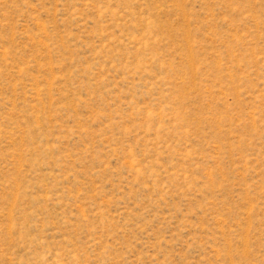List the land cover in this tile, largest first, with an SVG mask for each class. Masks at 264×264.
<instances>
[{"label":"rangeland","instance_id":"obj_1","mask_svg":"<svg viewBox=\"0 0 264 264\" xmlns=\"http://www.w3.org/2000/svg\"><path fill=\"white\" fill-rule=\"evenodd\" d=\"M0 264H264V0H0Z\"/></svg>","mask_w":264,"mask_h":264}]
</instances>
